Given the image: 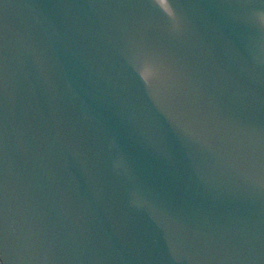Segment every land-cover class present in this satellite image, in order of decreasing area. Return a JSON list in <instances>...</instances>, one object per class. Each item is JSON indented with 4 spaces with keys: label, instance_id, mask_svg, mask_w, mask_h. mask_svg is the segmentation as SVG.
I'll use <instances>...</instances> for the list:
<instances>
[{
    "label": "water",
    "instance_id": "1",
    "mask_svg": "<svg viewBox=\"0 0 264 264\" xmlns=\"http://www.w3.org/2000/svg\"><path fill=\"white\" fill-rule=\"evenodd\" d=\"M0 264H264V0H0Z\"/></svg>",
    "mask_w": 264,
    "mask_h": 264
}]
</instances>
